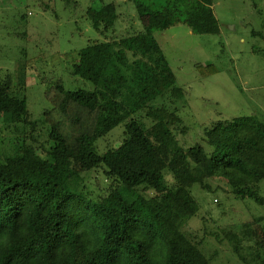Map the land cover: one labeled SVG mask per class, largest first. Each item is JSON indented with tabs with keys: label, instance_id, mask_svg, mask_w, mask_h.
<instances>
[{
	"label": "trees",
	"instance_id": "trees-1",
	"mask_svg": "<svg viewBox=\"0 0 264 264\" xmlns=\"http://www.w3.org/2000/svg\"><path fill=\"white\" fill-rule=\"evenodd\" d=\"M100 3L84 17L98 39L51 59L92 90L42 78L50 108L35 120L27 90L45 52L0 74V264H227L184 232L200 211L192 188L227 186L264 207V119L220 121L204 128V144L181 145L171 122L182 126L186 92L155 39L179 24L219 35L215 0H127L131 16L119 0ZM196 69L219 73L212 63ZM122 124L123 144L103 142ZM164 174L170 187L151 194ZM218 229L242 264L264 250V217Z\"/></svg>",
	"mask_w": 264,
	"mask_h": 264
},
{
	"label": "rangeland",
	"instance_id": "rangeland-1",
	"mask_svg": "<svg viewBox=\"0 0 264 264\" xmlns=\"http://www.w3.org/2000/svg\"><path fill=\"white\" fill-rule=\"evenodd\" d=\"M74 1L78 2L77 7L66 5L63 0H0V74L14 72L23 55L34 58L45 52V60L30 74L27 90L29 111L35 120L50 108L42 78L47 82L63 80L69 91L93 89L91 82L74 77L66 66L51 62L58 52L82 49L89 41L98 39L84 17L90 6L101 8L100 0ZM119 2L123 3L118 8L120 12L128 8L127 0ZM213 9L220 25L219 35H194L183 24L155 34L176 75L177 85L186 92L187 105L179 110L182 126L171 122L184 147L204 144V128L220 121L252 114L264 119V39L253 35L261 32L264 36V0H215ZM128 13L132 15L129 8ZM211 63L219 73L202 78L196 64ZM124 130V124L116 127L103 142L114 140V146H120L126 141L119 137ZM99 145L101 153L103 146ZM94 182V186L104 188L107 181L96 175ZM170 185L168 174H164L159 190L151 194H164ZM212 186V191L193 186L192 194L200 211L198 217L186 224L184 232L205 253L216 254L218 261L242 264L228 244L219 243L212 234L218 233L219 227L236 228L264 217V207L251 199H236L227 186ZM244 257L246 264H264V250L245 252Z\"/></svg>",
	"mask_w": 264,
	"mask_h": 264
}]
</instances>
